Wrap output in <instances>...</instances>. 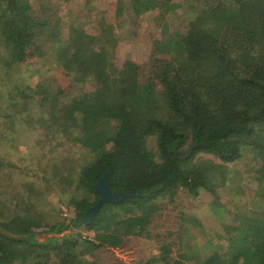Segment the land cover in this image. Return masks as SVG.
<instances>
[{"label": "trees", "instance_id": "obj_1", "mask_svg": "<svg viewBox=\"0 0 264 264\" xmlns=\"http://www.w3.org/2000/svg\"><path fill=\"white\" fill-rule=\"evenodd\" d=\"M131 1L137 13L153 9L165 21L182 18L180 0ZM198 1L183 28L165 22L152 31L150 56L136 61L117 56L109 22H102L100 34L76 22L65 32L60 14L41 10V3L0 0V81L12 71V148L23 132L38 129L44 132L37 138L46 143L58 145L63 138L88 147L85 158H68L51 174L73 216L63 217L55 206L54 215L0 219V264H92L89 257L99 248L124 247L129 237L156 239L151 226L168 204H177L181 189L210 194L207 204L220 222L206 238L190 231L192 239L206 241L204 250L194 255L193 247L181 244V257L193 254L194 264H264V176L262 209L247 214L237 202L228 208L220 201L227 199V172L213 174L199 162L202 154L234 162L249 148L262 147L264 0ZM49 66L65 70L72 92L64 95L47 79L30 84L35 68L45 72ZM85 80L99 83L87 90ZM33 104L44 114L32 116ZM151 139L155 148L148 145ZM107 172L110 189L128 195L103 203L91 220L82 221L100 201L95 184ZM178 215L179 231L195 217ZM172 241H155L160 253L143 264H181L171 253Z\"/></svg>", "mask_w": 264, "mask_h": 264}, {"label": "rangeland", "instance_id": "obj_2", "mask_svg": "<svg viewBox=\"0 0 264 264\" xmlns=\"http://www.w3.org/2000/svg\"><path fill=\"white\" fill-rule=\"evenodd\" d=\"M91 1L87 6L83 4L85 0H71L68 2L63 0H34L35 4L38 2L45 5L41 10L48 9L53 15L55 10L58 15L60 14L62 17L60 24L63 26L62 31L65 32L68 24L76 22V24L78 23V25L89 29L93 34H100L105 32L106 28L102 22H109L113 26L114 35L118 39L117 56L120 59L136 61L147 60L150 56L152 50L149 42H151L152 31H157L167 22L170 23L169 27L174 29L183 28L182 20L183 18L187 20L192 13V5L200 4L198 0H180L181 5L177 8V13L182 18L175 20L167 17V21H165L164 16L159 15L153 9L137 13L131 0ZM58 5L62 6L61 11ZM0 52H3L2 47H0ZM34 58H31V60L37 61ZM38 62V68H43L42 61ZM38 68L34 70L36 75L31 77L30 84L32 86H35L41 80L47 79L55 88L65 90L64 95H68L67 92H72L75 88L74 84H71L72 80H69L62 67L57 69L55 66H49L45 72H41ZM7 77L6 81H0V111H4L0 114V219L11 221L12 217L15 216L32 219L39 216L38 214L44 215V211L49 215H54L55 206L62 211L61 215L63 217L73 216L72 211L69 212L70 209L61 201L62 196L66 195L65 191L62 190L63 187L55 184L58 178L54 176L52 178L51 174L55 173L60 166H63V162L65 163L68 158L77 160L81 154H86L83 156L85 158L88 155V147L81 143L75 144L73 141H64L66 139L63 138H60L58 145L50 142L46 143L45 140L37 138V134L40 133L43 136L44 132L38 129V131L23 132L16 143L18 145L12 148V111H10L12 110L10 106L12 71L9 72ZM95 83L99 82L85 80V88L92 90ZM79 88L83 90L82 87ZM77 93L71 94V96H77ZM31 108L32 116L35 118L44 114V109L35 104L31 105ZM17 121L18 124L24 123L20 119H16ZM262 133L261 139H259L262 147L258 149L249 148L241 158L234 162H224L210 154H202L199 157V162L208 164L213 174L221 171L227 172V181H225L224 186L227 199L223 197L220 201L226 203L228 208L233 207V201L237 202L240 207L239 210L247 214L259 212L258 209L261 210L263 206L262 196L258 194L259 190H263L261 177L264 176V131ZM148 145L150 148H155V139H151ZM46 169L50 173L47 177L44 175ZM25 183L32 184L35 191L27 192L26 188L29 190V187ZM49 184L50 187H48ZM185 193L184 190H179L175 197L177 204H168L162 217H159L160 220L152 224L151 228L154 229L153 233L156 239L129 237L124 247L99 248L94 251L92 257H89L93 260L92 264L146 263L147 260L160 253V246L155 241L163 240V238H166L168 242L173 240L171 242V253L175 256L174 260H180L181 264H194L196 259L193 254L198 255L201 249L204 250L203 242L206 243V241L204 239L198 240L196 238L198 241L192 239L190 231L195 235L204 234L202 237L206 238L218 229L220 222L216 219L218 216L212 212V208L207 204L211 197L210 194L203 190L198 194ZM180 211H186L195 217L189 216L187 219L193 221L190 223V227H181L179 231L181 217L178 212ZM185 243H188L195 251L191 259H187L186 256L181 257L182 251L180 249L182 247L180 246ZM186 247L183 248L186 250Z\"/></svg>", "mask_w": 264, "mask_h": 264}, {"label": "water", "instance_id": "obj_3", "mask_svg": "<svg viewBox=\"0 0 264 264\" xmlns=\"http://www.w3.org/2000/svg\"><path fill=\"white\" fill-rule=\"evenodd\" d=\"M109 172H107L96 184L95 186L99 189V191L101 192V199L100 201L93 206L92 208H90L86 214L81 218L82 221H89L93 218L94 214L96 211L99 210V208L102 206L103 203L105 202H116L118 200L123 199L124 197H126L128 195V193H118V192H114L110 189L109 187Z\"/></svg>", "mask_w": 264, "mask_h": 264}]
</instances>
